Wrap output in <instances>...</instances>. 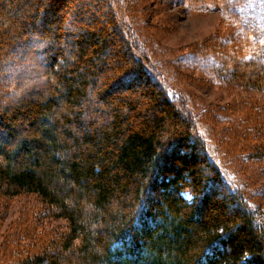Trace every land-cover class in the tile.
I'll list each match as a JSON object with an SVG mask.
<instances>
[{
  "label": "trees",
  "instance_id": "1",
  "mask_svg": "<svg viewBox=\"0 0 264 264\" xmlns=\"http://www.w3.org/2000/svg\"><path fill=\"white\" fill-rule=\"evenodd\" d=\"M128 1L0 0V197L66 222L17 264H264V212L149 63ZM181 2L238 34L199 55L264 90V0Z\"/></svg>",
  "mask_w": 264,
  "mask_h": 264
},
{
  "label": "rangeland",
  "instance_id": "2",
  "mask_svg": "<svg viewBox=\"0 0 264 264\" xmlns=\"http://www.w3.org/2000/svg\"><path fill=\"white\" fill-rule=\"evenodd\" d=\"M127 7V21L153 69L180 96L252 207L264 212V156L256 148L264 142L258 120L264 115V90L242 85L228 73L229 63L213 66L211 55L197 52L209 43L232 54L225 44L238 38L235 29L218 12L188 11L181 0H129ZM245 56L240 52L235 59ZM65 227L34 194L0 197V264H17L25 250L37 247V237L52 238Z\"/></svg>",
  "mask_w": 264,
  "mask_h": 264
}]
</instances>
